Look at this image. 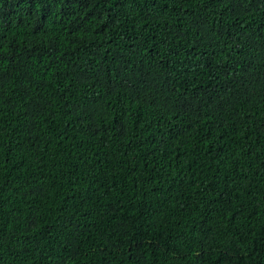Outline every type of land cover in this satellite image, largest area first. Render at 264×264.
<instances>
[{
	"label": "trees",
	"instance_id": "trees-1",
	"mask_svg": "<svg viewBox=\"0 0 264 264\" xmlns=\"http://www.w3.org/2000/svg\"><path fill=\"white\" fill-rule=\"evenodd\" d=\"M0 264H264V0H0Z\"/></svg>",
	"mask_w": 264,
	"mask_h": 264
}]
</instances>
